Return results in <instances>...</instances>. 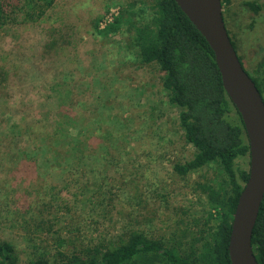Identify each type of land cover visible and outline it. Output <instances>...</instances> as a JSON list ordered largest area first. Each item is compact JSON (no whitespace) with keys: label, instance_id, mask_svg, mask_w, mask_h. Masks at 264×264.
I'll return each mask as SVG.
<instances>
[{"label":"rangeland","instance_id":"rangeland-1","mask_svg":"<svg viewBox=\"0 0 264 264\" xmlns=\"http://www.w3.org/2000/svg\"><path fill=\"white\" fill-rule=\"evenodd\" d=\"M0 1V233L19 264L129 227L156 239L182 230L201 209L194 183L206 170L173 172L195 153L178 109L127 27L106 31L126 1L151 0ZM246 1L264 3L230 0L225 18L252 70L264 50V9L247 30ZM41 219L51 231L31 245L25 233Z\"/></svg>","mask_w":264,"mask_h":264},{"label":"trees","instance_id":"trees-1","mask_svg":"<svg viewBox=\"0 0 264 264\" xmlns=\"http://www.w3.org/2000/svg\"><path fill=\"white\" fill-rule=\"evenodd\" d=\"M229 1L221 0L222 16L237 52L239 46L225 18ZM243 8L254 14L247 28L251 31L264 3L246 1ZM5 9L0 1L2 21L7 19ZM121 25L132 33L140 61L156 67L169 104L178 109L182 136L195 150L192 159L174 164L173 172L186 177L206 170L194 183L201 209L182 222V230L163 239L129 227L115 239L61 252L52 259L38 255L28 264H230L227 247L236 204L248 178L242 161L249 157V145L241 117L223 88L213 52L174 0H151L138 8L126 1L106 31H117ZM261 54L252 70L244 66L243 57L238 58L264 101V50ZM0 78L5 80L1 72ZM32 222L25 238L35 245L33 236L50 232L51 225L42 219ZM251 244L258 264H264V197ZM0 264H19L16 250L1 233Z\"/></svg>","mask_w":264,"mask_h":264},{"label":"water","instance_id":"water-1","mask_svg":"<svg viewBox=\"0 0 264 264\" xmlns=\"http://www.w3.org/2000/svg\"><path fill=\"white\" fill-rule=\"evenodd\" d=\"M174 1L212 50L223 88L244 125L248 178L233 214L227 250L230 264H258L251 238L264 197V101L231 43L221 0Z\"/></svg>","mask_w":264,"mask_h":264}]
</instances>
